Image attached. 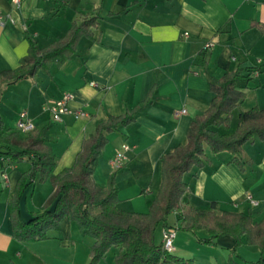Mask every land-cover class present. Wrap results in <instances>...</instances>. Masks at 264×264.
Segmentation results:
<instances>
[{"label": "crops", "instance_id": "1", "mask_svg": "<svg viewBox=\"0 0 264 264\" xmlns=\"http://www.w3.org/2000/svg\"><path fill=\"white\" fill-rule=\"evenodd\" d=\"M0 13L10 14L15 21L0 26V70L20 65L27 37L40 50L61 38L73 22L99 17L98 27L90 30L92 38L80 37L74 54L61 65L53 63L48 70L39 69L33 77L0 88V133L18 132V115L26 112L34 129L43 130L55 155L53 174L73 164L97 120L130 111L153 89L150 102L137 111L135 121L107 136L93 173L94 183L105 187L114 170L113 154L122 143L130 146L128 160L115 177L116 206L128 212L148 210L160 184V157L185 143L192 118L201 115L213 98L210 83L237 65L247 68L264 63V31L256 26L264 25V0H22L18 9L9 0H0ZM207 42L212 45L204 50ZM250 77L251 81L239 83L246 91L244 102L233 110L228 128H216L219 133H232L242 112L264 108V73ZM64 94H70L71 107L88 116L64 115L54 121L46 106ZM206 154L211 164L193 168L183 177L189 187L184 201L199 210H208L216 202L217 214L248 211L254 222L260 221L264 216L262 141L253 136L244 144L243 172L229 163L227 152L211 154L206 148ZM29 166L30 161L23 160L0 177V264H88L93 239L81 236L66 219L59 231L48 232L46 240L27 243L12 238L7 202ZM50 181L25 189L19 205L23 221L44 206L53 192ZM245 194L257 206H251ZM185 226L172 212L167 227L156 229L155 242L162 244L165 232L173 229L170 253L193 264H228L235 245L232 236L206 243L204 229L188 231ZM116 254L117 249L111 248L98 264H114ZM260 255L264 256V250L243 238L234 259L241 264Z\"/></svg>", "mask_w": 264, "mask_h": 264}, {"label": "trees", "instance_id": "2", "mask_svg": "<svg viewBox=\"0 0 264 264\" xmlns=\"http://www.w3.org/2000/svg\"><path fill=\"white\" fill-rule=\"evenodd\" d=\"M99 17L84 18L73 22L66 33L57 41L41 48L27 37V52L20 65L14 69L0 70V88L20 80L33 77L39 69L48 70L51 64L61 65L76 50L80 37L91 36V28L98 27ZM261 31L264 25L256 24ZM205 50V49H204ZM248 72L243 76V72ZM264 73V63L244 68L237 65L225 72L217 81L210 83L209 91L213 98L206 110L192 118L186 131V141L160 157L161 178L156 195L146 212H128L119 209L115 186L114 169L105 187L96 185L93 173L98 157L108 143L107 136L135 121L137 111L147 105L152 96L150 90L146 98L130 111L118 116H108L95 122V129L82 143L73 164L53 174L55 155L47 145L43 130L33 129L20 137L12 131L0 133V177L5 170L23 160H29V168L17 179L14 191L7 206L11 223L12 238L20 242H38L49 238V231H59L60 223L66 219L74 223L80 235L90 237L93 243L89 249L88 264H98L111 249H117L114 264H193L157 244L154 234L158 226L167 227V217L172 212L178 214L185 229H204L211 242L220 236H232L235 240L228 264H239L234 259L236 248L245 238L249 245L264 250V216L253 221L250 212L221 211L216 213L218 203L211 202L208 210H199L183 197L189 192L183 177L193 168H203L211 164L206 148L211 154L227 152L229 163L241 172L245 162L241 158L244 144L257 136L264 144V108L252 107L241 113L235 130L219 133L216 128H228L232 112L244 102L246 91L239 87L242 81H251L253 72ZM2 123L0 121V130ZM51 179L53 192L43 207L31 214L28 221L20 217V198L25 189L36 180ZM241 264H264V256L255 261Z\"/></svg>", "mask_w": 264, "mask_h": 264}, {"label": "built area", "instance_id": "3", "mask_svg": "<svg viewBox=\"0 0 264 264\" xmlns=\"http://www.w3.org/2000/svg\"><path fill=\"white\" fill-rule=\"evenodd\" d=\"M10 4L13 8L18 9L22 3V0H9ZM61 2H66L67 0H59ZM6 22L14 23V19L10 14L2 15L0 13V26H3ZM211 43L207 42L204 44V49H208L211 47ZM254 75L257 74V71L253 72ZM91 86H98L95 82H90ZM71 96L70 94H64L61 98L49 103L46 108L49 111L52 119L54 121H60L64 115H72L74 118L87 117L88 114L80 109L73 108L70 106ZM184 112V110H182ZM15 129L18 132H22L24 134L32 131L34 129L33 123L28 119L26 112L22 111L18 115V119L15 124ZM130 151V146L126 143L120 144L119 148L113 154L110 164L111 166L117 170L124 166L126 161L128 160L127 153ZM245 200L251 206H257V201L253 200L250 194H245ZM175 237V231L173 229H169L165 232L164 238L162 241L163 247L170 251L173 248V239Z\"/></svg>", "mask_w": 264, "mask_h": 264}, {"label": "rangeland", "instance_id": "4", "mask_svg": "<svg viewBox=\"0 0 264 264\" xmlns=\"http://www.w3.org/2000/svg\"><path fill=\"white\" fill-rule=\"evenodd\" d=\"M19 133H22V132H19ZM36 182H38V184H41V185H43L45 182H46V180L44 181V182H39V181H37L36 180ZM50 183H51V181H50ZM52 185V184H51ZM42 188H43V186H42ZM44 192V191H43ZM41 200V197L39 196V197H35V199H34V204L36 205V204H38L39 203V201ZM41 206V205H40ZM40 209V207H38V210ZM77 229V228H76ZM78 230V229H77ZM79 231V230H78ZM75 255V254H74ZM77 257H78V259L79 258H81V256H80V254L78 253L77 255H76ZM258 258H255L254 260H251V261H255V260H257ZM77 261V260H76Z\"/></svg>", "mask_w": 264, "mask_h": 264}]
</instances>
